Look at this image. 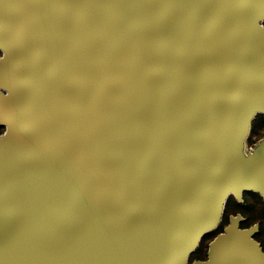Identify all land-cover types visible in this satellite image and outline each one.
Listing matches in <instances>:
<instances>
[{
  "label": "water",
  "instance_id": "obj_1",
  "mask_svg": "<svg viewBox=\"0 0 264 264\" xmlns=\"http://www.w3.org/2000/svg\"><path fill=\"white\" fill-rule=\"evenodd\" d=\"M251 7L264 0H0L13 86L0 94L13 124L0 264H184L230 188H263L233 165L264 65L247 43ZM210 260L264 255L233 225Z\"/></svg>",
  "mask_w": 264,
  "mask_h": 264
},
{
  "label": "rangeland",
  "instance_id": "obj_2",
  "mask_svg": "<svg viewBox=\"0 0 264 264\" xmlns=\"http://www.w3.org/2000/svg\"><path fill=\"white\" fill-rule=\"evenodd\" d=\"M245 18L248 26V46L264 56V17L257 14L256 7H251ZM3 58L4 52L0 49V62ZM262 68L261 74L249 79L250 87L254 89V97L244 103L240 123L244 131L240 135L237 133L232 148L234 168L256 171L261 180L255 182L263 185V188L250 186L227 193V202L220 206L218 227L201 239L184 264H209L213 242L220 235L227 234L233 225L247 232L264 255V65ZM5 132V126L0 122V137Z\"/></svg>",
  "mask_w": 264,
  "mask_h": 264
},
{
  "label": "bare ground",
  "instance_id": "obj_3",
  "mask_svg": "<svg viewBox=\"0 0 264 264\" xmlns=\"http://www.w3.org/2000/svg\"><path fill=\"white\" fill-rule=\"evenodd\" d=\"M259 16L260 17H264V8H262L259 12ZM3 52H4V58H5V62L8 61V49L7 48H3ZM13 92V86L4 82L3 81V74L0 72V94L8 96ZM1 113L3 114L4 111L3 109H1ZM6 128V132L5 134L0 137V143L2 146H4V144H6L7 142H9L11 140L12 137V133H13V124L11 120L5 121L3 122V124ZM3 154V153H2ZM229 191H233V188H230ZM228 199V195L225 196L224 198V204L227 202ZM0 216H2V214L0 213ZM219 225L218 220L215 221V223L212 226L207 227L206 229H200L197 231L196 233V237L194 236V242L192 247L189 249V251L186 253L184 262L187 260V258L196 250L199 242L201 241V239L209 232L213 231L214 229H216Z\"/></svg>",
  "mask_w": 264,
  "mask_h": 264
},
{
  "label": "trees",
  "instance_id": "obj_4",
  "mask_svg": "<svg viewBox=\"0 0 264 264\" xmlns=\"http://www.w3.org/2000/svg\"><path fill=\"white\" fill-rule=\"evenodd\" d=\"M264 215V214H263Z\"/></svg>",
  "mask_w": 264,
  "mask_h": 264
}]
</instances>
